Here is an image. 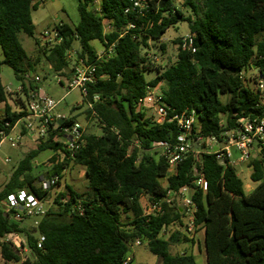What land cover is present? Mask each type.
Listing matches in <instances>:
<instances>
[{
  "label": "trees",
  "instance_id": "16d2710c",
  "mask_svg": "<svg viewBox=\"0 0 264 264\" xmlns=\"http://www.w3.org/2000/svg\"><path fill=\"white\" fill-rule=\"evenodd\" d=\"M41 1L0 0L2 64L12 69L18 83L40 61L37 57L30 62L18 34L33 36L31 12ZM77 1L78 23H64L62 43L44 48L42 55L55 73L66 78V53L74 41L79 44L76 56L95 63L99 80L87 87L82 102L97 97L94 115L86 108L85 118L96 120L99 133L83 132L81 145L69 153L56 141L58 129L51 126L46 139L34 144L18 162L0 187V257L6 263L21 264H124L132 245L145 240L159 264H197L192 254L169 251L171 243L191 240L178 232L161 237L163 228L180 221L179 208L165 205L162 214L145 215L139 201L141 195L159 200L167 191L186 186L197 208L193 224L203 229L207 264H264V148L247 163L250 181L255 183L248 193L234 166H220L213 154L203 150L187 154L169 173L166 160L151 148L154 143L175 140L179 132L175 122L157 123L149 113L137 110L146 88L164 83L159 92L169 117L195 112L193 137L218 138L223 131L236 128L239 118L261 115L264 106L258 93L244 84L240 73L254 67L257 75L264 76V0H182L190 8L187 16L175 0H145L141 12L131 9L130 0H100L98 13L88 9V0ZM106 21L111 27L108 33L103 32ZM179 22L187 23L195 51L180 48L178 39L173 42L177 45L175 62L152 69L143 51ZM93 40L103 48L113 45L111 54L96 61L97 52L90 45ZM158 48L164 52L166 46L162 43ZM150 71L156 74L147 81L144 74ZM219 95H229V99L223 103ZM7 98L0 83V103H4L0 131L6 132L24 115L12 111ZM17 101L23 107V101ZM74 121L70 116L63 124ZM46 150L53 152L46 176L61 178L65 169L81 166L87 189L79 193L66 185L38 225L26 228V217L7 208L6 197L19 190L41 199L48 196L51 188L43 190L33 174L34 159ZM199 171L207 182L204 192L194 184ZM162 178L166 185L161 184ZM10 233L24 238L25 259L3 241ZM38 235L44 236L40 249L36 247Z\"/></svg>",
  "mask_w": 264,
  "mask_h": 264
},
{
  "label": "built area",
  "instance_id": "2783aa9c",
  "mask_svg": "<svg viewBox=\"0 0 264 264\" xmlns=\"http://www.w3.org/2000/svg\"><path fill=\"white\" fill-rule=\"evenodd\" d=\"M44 1V0H42ZM41 1V2H42ZM95 7V13L100 12V0H88V9L91 6ZM131 9L141 12L146 8L145 0H130ZM129 8L125 10L128 11ZM90 10V9H89ZM64 23L59 22L52 27L42 31L40 39L41 45L46 48H51L60 45L63 41L61 34V27ZM129 28H134L129 25ZM111 27L106 21L103 23V32L108 33ZM180 39V48L194 52L192 36L187 33ZM113 45L103 48L100 53H97L96 61H100L111 54ZM75 55V56H74ZM66 58L71 62V68L68 77L58 75L57 82L62 85L63 79L67 82L66 86L69 90L78 89L83 98L87 97V87L96 84L99 80L97 75V67L94 62H88L85 58H78L75 52L72 53L69 49L66 53ZM244 72L240 73V78L245 82L243 76ZM253 81V86L258 93L259 103L264 106V76L257 75ZM39 82L38 76L32 75L30 72L23 74L22 82L18 83L17 87L12 89L10 86H3L4 92L7 96L17 97L23 101L21 109L24 115L17 120L9 129L8 132L0 131V143L7 142L10 147H19L25 142L36 144L41 140L46 139L49 129H58L56 141L60 142L63 149L69 153L77 150L81 145L83 128L74 121L70 124L63 123L55 128V123L58 119L65 120L64 115L57 112L59 101L47 97L39 88H30V84H37ZM26 93H25V87ZM37 86V85H36ZM163 95L159 92L157 87L146 88L145 95L138 99L137 110H142L149 113L157 123L164 121H174L178 134L173 142H159L152 145V151H158L167 162L169 171L176 168L178 163L182 161L189 153H198L203 150L208 154H213L215 161L222 167L225 165L235 166L237 164H247L251 158L255 157L261 148H264V112L261 115H251L241 117L237 121V127L234 129L225 130L218 138L210 137L204 139L201 136H192L193 127L196 124L195 112L183 111L181 113L168 116L169 108L163 103ZM97 100L94 96L92 101H87L86 106L94 115L93 102ZM20 111V112H21ZM5 127L9 126L8 122L4 123ZM59 138H63L60 141ZM138 146L137 143H135ZM217 145L218 147H215ZM236 155V157H235ZM8 162L9 159H4ZM61 178L58 176L46 177L39 185L41 188L49 189L59 185ZM196 187L201 191H206L207 182L203 178L202 173L196 172V179L194 181ZM49 189V190H51ZM50 192V191H49ZM47 197L41 199L26 190H19L16 193L9 194L6 197V206L9 209L21 215L34 219L33 226L38 225L47 208ZM65 199H62L64 202ZM178 207L180 210V218L184 221L185 232L191 238L195 232L196 226L193 224L194 214L196 212V205L191 199L190 189L186 186L179 188L177 191L169 190L166 195L159 200L148 201L142 206L145 215H160L164 210V206ZM19 214H15L18 217ZM173 222L170 226H173ZM170 226L163 228L164 232ZM161 232V233H162ZM4 242L11 244L13 249H16L20 254L27 251L25 240L18 234L10 233L3 239ZM44 241V236L38 235L36 247L41 248ZM134 245H140L136 241ZM130 256H128L124 264H128Z\"/></svg>",
  "mask_w": 264,
  "mask_h": 264
},
{
  "label": "rangeland",
  "instance_id": "374dc122",
  "mask_svg": "<svg viewBox=\"0 0 264 264\" xmlns=\"http://www.w3.org/2000/svg\"><path fill=\"white\" fill-rule=\"evenodd\" d=\"M175 5L179 7L185 16L190 14V8L182 4V0H175ZM90 10L96 11L95 7H89ZM31 19L34 26V33L32 37L25 35L24 33H19L18 38L19 41L26 52L27 57L29 58L31 63H34L36 58L39 57L40 61L35 63L34 69L35 71L30 73L34 76H38L39 82L37 83L39 90L43 91V93L53 99L54 101H59L57 106V112L65 117L73 116L75 117L76 122H78L83 128L84 132H93L95 134L99 133V127L95 119H86L85 118V110L87 108L86 104L82 102V95L78 89L69 90L66 86V81L63 79L62 85L57 82L58 74L55 73L51 69V65L45 60L42 55V50L46 47L41 45V33L43 30L52 27L54 24L59 22L66 23L70 26H74L79 21V13H78V1L77 0H44L39 3L36 10L31 12ZM188 33V26L185 22H179L174 26L169 27L165 33L161 37V41L157 43L149 42L148 44L151 46L150 49L144 50L143 53L147 54V59L149 62V66L152 69L155 68H165L176 60L177 54V45L173 42L181 38L183 35ZM36 40L38 43H36ZM165 44L166 48L164 52H161L158 48L160 44ZM155 44V46H154ZM90 45L96 50L97 53L102 51V44L98 40H93L90 42ZM79 49V44L77 41H74L71 46V51L76 52ZM75 56V55H74ZM3 53L0 48V83L2 86H10L12 89L17 87L18 82L15 78L14 72L12 69L2 64ZM71 65V62L69 63ZM69 74V70L66 71ZM155 71L146 72L144 74L145 79L151 80L155 76ZM244 79L246 80L244 84H246L249 88L255 89L253 86V81L257 76V71L252 67L248 69L243 74ZM65 77V76H64ZM164 83L160 84L157 89L163 88ZM9 98V97H8ZM7 98V99H8ZM220 100L224 103L229 99V95H219ZM11 102L13 104H19L17 97H10ZM3 105L0 107V113L3 111ZM221 122H225V116H220ZM60 141H63V138H59ZM32 145L26 142V146L12 148L9 146L7 142L1 143L0 145V167H3L5 170H12L18 162L23 158L24 151L27 147H31ZM218 147L217 145H214ZM21 148H23L21 150ZM53 155L51 150H46L41 152L37 158L33 161V174L38 176L40 179V184L46 177L47 172L50 169V162L48 156ZM8 157L10 162L4 163V158ZM236 157V155H235ZM46 160V161H45ZM45 161V162H44ZM44 162V163H43ZM43 163V164H42ZM237 176L241 179L244 187V191L248 193V191L255 185V183L250 181L249 175L251 169L247 164H237L234 166ZM172 171H169V173ZM42 176V177H41ZM2 179L0 177V183ZM62 187L58 188L60 185L54 186L48 196H47V208L52 209L54 204V197L57 193L62 192L64 189V185L71 186L76 192H84L87 189V180L85 175L83 174V168L81 166H71L62 172L61 177ZM162 185L166 183L165 179H160ZM1 187V186H0ZM143 206L150 201L148 195H143ZM53 206V207H52ZM123 220L124 217H123ZM23 225L25 227L32 226L34 219L26 217L23 220ZM176 227L178 229V233L182 236L187 237L189 240V235L185 232L184 221L180 219V221L176 222ZM26 227V228H27ZM175 228H167L164 232L161 233V237L167 239L168 236L172 233ZM21 237V235H19ZM169 250L171 254H187L193 252L195 257V261L197 264H207L205 251L203 249V244L200 242L198 245H195L194 242H181L173 244L171 243L169 246ZM28 256L27 251L21 254V258L25 259ZM131 258L130 264H159V261L155 256H153L147 248L146 241L142 240L140 245H132L131 253L129 254ZM0 264H21V262L17 263H6L0 257Z\"/></svg>",
  "mask_w": 264,
  "mask_h": 264
},
{
  "label": "crops",
  "instance_id": "0c3cea01",
  "mask_svg": "<svg viewBox=\"0 0 264 264\" xmlns=\"http://www.w3.org/2000/svg\"><path fill=\"white\" fill-rule=\"evenodd\" d=\"M162 40V39H161ZM103 49V48H102ZM70 68H71V65H69L68 66V68L66 69V71L67 70H69L70 71ZM66 78V77H65ZM160 84H162V83H160ZM159 84V85H160ZM37 84H30V87H32L33 89H35L36 87H38V85L36 86ZM158 85V86H159ZM158 86H156V87H158ZM40 92H43V91H41L40 90ZM6 104L8 105V106H10V108H11V110L12 111H14V112H20L21 111V109H22V107L20 106V105H15V104H13L12 102H11V99L10 98H8L7 99V101H6ZM3 105V107H4V103H0V107ZM28 143V142H27ZM30 144V143H29ZM0 145H1V143H0ZM32 146L31 147H27V149L24 151V155L30 150V149H32L33 147H34V145L33 144H31ZM23 146H26V142H25V144H23V145H21V146H19V147H23ZM17 148V147H16ZM23 148H21V150H22ZM52 156V155H51ZM50 155L47 157V158H45L46 160L48 159V158H50L51 157ZM6 158H8V157H6ZM6 158H4V159H6ZM37 158V157H36ZM35 158V159H36ZM9 159V158H8ZM34 159V160H35ZM45 160V161H46ZM4 161V160H3ZM44 161V162H45ZM8 162H10V159H9V161ZM8 162H5L4 161V163H8ZM43 162V163H44ZM42 163V164H43ZM16 167V166H15ZM15 167H13V169L15 168ZM83 168V167H82ZM13 169L12 170H5L3 167H0V177H1V179H2V181H1V183H0V186H2L4 183H6L7 182V180H8V178L10 177V175H11V173H12V171H13ZM64 172V171H63ZM51 172H49V174H50ZM83 174H84V169H83ZM42 177V176H41ZM46 177H48V176H46ZM45 176H43L42 178H46ZM39 181H40V179H38V183H39ZM164 185H166V183L164 184ZM65 186L66 185H64V189H65ZM255 186V185H254ZM253 186V187H254ZM62 187V184H61V182H60V185L58 186V188H59V190H60V188ZM253 187H251V189L249 190V191H251L252 190V188ZM63 189V190H64ZM62 190V191H63ZM248 191V192H249ZM143 199H144V197H143V195H141V197H140V199H139V201H140V205H141V207L143 206ZM180 219H182V218H180ZM169 228H175V230H173L172 231V233L173 232H177L178 231V229H177V227H176V225H175V223L173 224V226H170ZM191 242H194L195 243V245H198V243H202L203 244V229L200 227V226H196V228H195V232H194V234H193V236L191 237ZM203 249H204V246H203ZM170 251V250H169ZM205 251V250H204ZM187 254H192L193 255V252H190V253H187Z\"/></svg>",
  "mask_w": 264,
  "mask_h": 264
},
{
  "label": "water",
  "instance_id": "95a60500",
  "mask_svg": "<svg viewBox=\"0 0 264 264\" xmlns=\"http://www.w3.org/2000/svg\"><path fill=\"white\" fill-rule=\"evenodd\" d=\"M63 123V119H58L55 123V128ZM19 254V252H17Z\"/></svg>",
  "mask_w": 264,
  "mask_h": 264
}]
</instances>
